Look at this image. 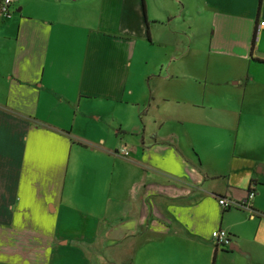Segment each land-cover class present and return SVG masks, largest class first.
<instances>
[{
  "label": "crops",
  "instance_id": "0c3cea01",
  "mask_svg": "<svg viewBox=\"0 0 264 264\" xmlns=\"http://www.w3.org/2000/svg\"><path fill=\"white\" fill-rule=\"evenodd\" d=\"M260 21L264 0L0 15V264H264Z\"/></svg>",
  "mask_w": 264,
  "mask_h": 264
},
{
  "label": "built area",
  "instance_id": "2783aa9c",
  "mask_svg": "<svg viewBox=\"0 0 264 264\" xmlns=\"http://www.w3.org/2000/svg\"><path fill=\"white\" fill-rule=\"evenodd\" d=\"M19 0H0V15L5 16V17H9L11 15V8H13V6L18 2ZM261 28H264V21H260L257 24V27L255 29L256 35H257V31ZM121 153L124 156H127L129 154V151L126 147H122L121 148ZM254 195V192H248L245 201H242L240 204H234L228 200H226L223 197H220L218 199L219 204L224 208V209H228V208H232V207H246L247 205V201L249 199H251ZM211 239L213 240V242L220 246H224L226 244H228V234L224 229L218 228L215 229L211 232Z\"/></svg>",
  "mask_w": 264,
  "mask_h": 264
},
{
  "label": "trees",
  "instance_id": "16d2710c",
  "mask_svg": "<svg viewBox=\"0 0 264 264\" xmlns=\"http://www.w3.org/2000/svg\"><path fill=\"white\" fill-rule=\"evenodd\" d=\"M255 40H256V32H255V29H254V31H253V37H252V42H251V47H250V51H251V53H252L253 50H254ZM259 62L264 63V61H259ZM252 184L255 185L256 183H252ZM251 191H252V190L249 189L248 192H251ZM252 192H253V191H252ZM216 246L218 247V245H216Z\"/></svg>",
  "mask_w": 264,
  "mask_h": 264
},
{
  "label": "rangeland",
  "instance_id": "374dc122",
  "mask_svg": "<svg viewBox=\"0 0 264 264\" xmlns=\"http://www.w3.org/2000/svg\"><path fill=\"white\" fill-rule=\"evenodd\" d=\"M194 1H199V0H194ZM258 8V7H257ZM154 248V247H153ZM156 248V247H155ZM137 264H144L143 262H142V260H137Z\"/></svg>",
  "mask_w": 264,
  "mask_h": 264
}]
</instances>
